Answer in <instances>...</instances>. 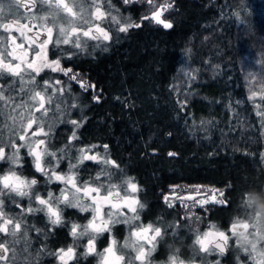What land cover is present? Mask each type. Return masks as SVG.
<instances>
[{
  "label": "trees",
  "instance_id": "trees-1",
  "mask_svg": "<svg viewBox=\"0 0 264 264\" xmlns=\"http://www.w3.org/2000/svg\"><path fill=\"white\" fill-rule=\"evenodd\" d=\"M123 12L138 21L144 6ZM165 17L171 29L142 20L87 61L93 87L76 94L75 147L106 152L141 198L200 183L224 190L228 203L210 213L264 206V100L249 99L250 66L264 62V3L172 0Z\"/></svg>",
  "mask_w": 264,
  "mask_h": 264
},
{
  "label": "snow or ice",
  "instance_id": "snow-or-ice-1",
  "mask_svg": "<svg viewBox=\"0 0 264 264\" xmlns=\"http://www.w3.org/2000/svg\"><path fill=\"white\" fill-rule=\"evenodd\" d=\"M128 2L130 0H125V3ZM154 2L155 0H148L150 5ZM249 2L253 11H255V0H249ZM262 3H264V0H262ZM164 7L157 8L152 12L151 17L145 16L144 19H152L157 24H161L163 28L171 29L173 25L161 19ZM166 7H171V4L166 5ZM18 8L19 0H7V15H5V6L0 4V33L8 34L6 38L0 34V79H3L5 74L18 78V83L15 79L6 84L0 83V101H3V105L0 106V115H4L5 107L10 108L12 113L19 116L21 124L27 120V127L22 129L23 134L19 135L18 141L13 142L10 140L8 145L0 146V161L10 165L8 171L0 175V221H2L0 222V233L16 236L21 231L22 226L25 225L23 215L9 217L5 214V198L15 203L16 207L21 209V213L25 211L28 214L43 213L52 226L49 231L57 226H67V222L63 217L65 208H76L81 213L91 211L92 217L87 224L72 223L70 228V235L76 239L83 236L89 237L85 255H90L96 252L95 241L97 237L105 232L110 233L112 225L118 223L131 224L132 221L140 219L137 208L139 201L127 193L121 197L119 190L113 191L117 186L110 181L105 182L102 180L104 176H111L106 168L102 169L95 178L81 183L77 164L72 163L71 159L64 155L57 156L56 153L49 152L46 147H42L46 144L45 139H39L33 146L32 142L27 139V134L35 124L37 125V131L32 132V136L47 135L44 132L41 120L42 116L48 112L46 105L53 103L52 96L48 95V89L52 90L53 95L59 93L61 97L65 92L62 80L56 79L53 82L51 77L48 79L41 77V73L45 69H50L52 73L63 72L70 80H78V77L72 74L71 67H61L63 57L49 59L51 51L49 46H59L61 44L70 46L63 51L67 52L68 58L71 59L75 55L71 51V47L82 50L86 46V41L81 40V35L90 39H96V37L91 33V29L81 33V29L77 24V21L82 19L78 16L77 11V9H80V0H70V2H66V0H31L30 9L27 4L24 5L25 11L29 13L28 15H21ZM93 15L99 20L104 14L97 6ZM9 16L13 17L10 21L8 20ZM23 20H28V23H22ZM32 20L37 22L36 27L40 31H37L31 37H27L25 33L33 30ZM58 22L62 23L57 30L56 25ZM49 24L52 26H48ZM135 26L139 27L140 25ZM54 30L56 31L55 36ZM126 30L125 27L120 28V32ZM14 31H19L22 36H25V39L28 40L27 48L24 44L16 42V38L12 35ZM95 31L102 33L105 40L109 39L108 33L103 28L97 26ZM8 47H11V51L7 50ZM17 50H20L19 54H17ZM30 53L31 59H29ZM244 54L245 50L242 49L240 55L243 56ZM8 57H11V60ZM13 61L16 62L13 63ZM37 77L43 80V84L37 80ZM249 77L254 79L251 73H249ZM192 79H195V77L193 76ZM259 83L262 85L260 99L264 100V80L259 81ZM85 91H87V86H85ZM257 95V91L252 90L249 99L254 100ZM94 99L99 102V93L94 96ZM38 112L42 113V116H36ZM13 119L15 120V117ZM71 123L76 125L77 121L72 120ZM74 138L75 134L70 138V141ZM21 141L25 143L21 144ZM0 144H4L2 134H0ZM9 146L15 150L11 155L7 151ZM23 147H27L28 155L33 159L35 172L41 174L46 183L59 182L64 185L60 189L59 195L54 194L51 190L46 195L41 194L36 188L39 183L37 178L29 180L24 178L22 173L17 172L16 169L22 167V158L19 153ZM104 147L107 149L108 146L104 145ZM81 151L92 152V149ZM168 155L171 157L175 156L176 153L169 152ZM49 156L56 160L55 166H51L52 160L48 159ZM63 159H69L71 175L56 171V167H59L60 161ZM83 159L93 162L100 161L95 153L84 155ZM103 162L113 168L119 167L114 160L105 159ZM126 183L128 191L131 193L138 191L135 183L131 181ZM224 194V191L220 192L221 196H224ZM17 197H27L30 205L34 201V204L38 207L29 206L24 209L23 205L17 201ZM165 201L168 202L167 196H165ZM181 203H183V199H181ZM193 203L203 206L207 201L194 200ZM215 203L226 205L228 202L226 200H216ZM61 205L64 207L62 208ZM105 207L109 209L107 212L104 211ZM139 207L143 208V205L140 204ZM169 207H171L170 203ZM185 207H188V205H185ZM125 208L133 214L131 217H128L123 211ZM249 223L251 222L242 223L240 219H237L231 226L232 234L234 236L237 234L243 235L238 229H248ZM213 228H215V225H213ZM36 231L39 232V229ZM165 232L166 229L162 230L161 227H154L152 224L147 226L136 225L131 228L130 237L123 245L117 247V241L112 239L104 252L98 255L102 256L103 264H151L150 257L156 250L158 241L164 238ZM228 241L229 236L224 231L217 230L204 232L202 236L197 235L193 244L198 246L199 253L211 255L213 252H218L222 256L226 251ZM14 243L15 241H0V261H4L5 264H11L8 254L10 244ZM252 247L255 250V244ZM125 249H130V251H125ZM12 258H15L14 251ZM74 258H76L75 247L58 250V259L62 264H68ZM201 259L203 264H207L206 256ZM169 264H183V262H178L177 256L173 254L169 257ZM217 264H219V261H217Z\"/></svg>",
  "mask_w": 264,
  "mask_h": 264
},
{
  "label": "flooded vegetation",
  "instance_id": "flooded-vegetation-1",
  "mask_svg": "<svg viewBox=\"0 0 264 264\" xmlns=\"http://www.w3.org/2000/svg\"><path fill=\"white\" fill-rule=\"evenodd\" d=\"M66 2H70V0H66ZM0 4L5 6V15H7V0H0ZM25 4H27L30 9L31 0H19L18 11L21 15L29 14L24 9ZM97 6L100 7L101 12L104 14L99 20L93 15ZM123 8V0H80V9H77V11L78 16L82 17V19H79L77 24L81 29V33L82 31L91 29V33L95 35L96 39H90L81 35V40L86 41V46L82 50L71 47V51L75 53L71 59L68 58V53L63 51L70 46L62 44L59 46H49L51 49L49 59L63 57L61 67H71L72 74L78 77V80H70L68 76L63 74V72L52 73L50 69H45L41 73V77L44 79L51 77L53 82L56 79L62 80L65 86L64 94L68 97L64 102L53 100L52 104L46 105L49 112L54 113L53 111L63 108L64 110H67L66 115L68 117L71 116V120H75L72 117L73 111L77 107V101H75L74 96L78 92L85 90V86L93 87L92 84L89 85V82H87V61L100 53L107 52L113 46L119 44L123 33L120 32L124 14ZM11 19H13V17L9 16L8 20L10 21ZM22 23H28V20H23ZM31 23L33 25V30L25 33V36L27 37H31L34 33L40 31V29L36 27L37 22L35 20H32ZM61 23L62 22L57 23V30L59 26H61ZM48 26L52 25L49 24ZM97 26L103 28L108 33V40L103 38L102 33L95 31ZM0 34L5 38L8 35L7 33ZM12 35L16 38L17 43L24 44L25 48L28 47V40L25 39V36H22L19 31H14ZM55 35L56 31L54 30V36ZM7 50L11 51V47H8ZM19 51L20 50H17V54H19ZM53 53H55V55H53ZM31 58L32 56L30 53L29 59ZM8 59L11 60V57H8ZM15 62L16 61H13V63ZM13 79L17 80L18 83V78L5 74L4 78L0 79V83L6 84ZM37 80L43 84V80L40 77H37ZM57 87H59V85H57ZM48 94H53L51 89H48ZM70 97L73 101H70ZM2 105L3 101H0V106ZM13 117H15V120L19 118L16 113L11 112L10 108L5 107L4 115H0V134H2V139L4 141V144H0V146L8 145L10 140L13 142L18 141V137L21 135V133L19 134V131L22 130V127H20L17 122H12V120H14ZM49 120H51L52 128L45 138H43L46 141V144L43 147H46L49 152L56 153L57 156L64 155L71 158V153L75 150L74 139H71L70 141V138H72L74 134V125L68 124L66 121L56 124L53 119H48L46 121ZM34 126L36 125H33V128H36ZM31 136V133L27 135V139L30 140ZM20 143L24 144L25 142L21 141ZM7 151L8 154L11 155L15 150L9 146L7 147ZM19 154L22 158V167L16 169L18 173H22L23 177L29 180L37 178L39 181L36 186L37 191L43 195L49 190L53 192L58 191V182L48 184L41 174L35 172L33 159L28 155L27 147L21 148ZM48 159L52 160L51 166H55L54 164L56 160L51 156H49ZM67 160L69 159L61 160L59 167L61 166L63 168L64 161ZM9 167V164L0 161V175L6 173ZM59 167H56V171H58ZM93 169L92 172H96L95 164ZM80 170L83 173V177L90 178V173L92 172L90 171V166L88 164H83L82 162ZM134 183L137 185L138 189L135 193V198L139 201L137 208L140 214V219L132 221L131 224H114L111 227L110 233L105 232L99 235L96 239L97 243L95 245V248L99 253L104 252L103 250L108 246L112 239L117 241L118 247L123 245V243L130 237L132 227L136 225L147 226L148 224H152L154 227H161L162 230L166 229V232L164 238L158 241L156 250L150 257L151 264H169V257L173 254L177 256L178 262L182 261L183 264H203L201 258L205 256L207 264H217V261H219V264H264L263 240L260 239L259 244L261 243V246L255 248V250L249 246L241 249L237 245L236 236H234L231 231V226L237 219H240L241 221L247 219L250 215L247 212L249 210L258 209L259 207H246L242 213L237 215H220L215 209H213L211 213L209 212L210 208H213L214 205L220 204L209 203L202 207L196 204L190 206L189 203L185 201H183V203H181V201H175L170 203L171 207H169V203L163 198L164 193H162V196L159 199L141 198L139 196L138 184L136 182ZM16 199L23 205L24 209H27L29 206L38 207V205L34 204V201L33 204L30 205L27 197H17ZM224 200L226 199L224 198ZM140 204L143 205V208L139 207ZM185 205H188V207H185ZM61 207L63 208L64 206L61 205ZM5 214L9 217L24 216L25 225L22 226L21 231L17 234L22 233L28 236L30 240L28 242L29 246L27 245L21 248L24 250V252L21 253L22 257L20 256L19 247L12 248L10 246V249H17L19 251V255L16 254V257L13 259L14 264H17L19 261L21 262L22 259L25 260L24 262H27V260L33 261L34 264H62V262L58 260V250L61 248L66 250L68 247H75L76 251V258L69 261L68 264L101 263L100 257L95 253L85 255L88 247V236L76 239L70 235L71 224H87L88 220L92 217L91 211L81 213L79 209L76 208H65L63 217L67 222V226H57L51 231H49V229H51L52 226L43 213L28 214L26 211L21 213V209L17 208L16 204L7 198H5ZM169 225H171V227H169ZM213 225H215V228H213ZM37 229H39V232L36 231ZM217 230L224 231L225 234L229 236L225 253L222 256L218 252H213L211 255L199 253L198 246L193 244L196 236H202L203 233L207 231ZM12 240L15 241V237L12 235L0 233V241ZM25 248H27V250H25ZM175 248H179L180 251L176 253L174 251ZM28 249L31 252L30 255L28 254ZM125 251H130V249H125Z\"/></svg>",
  "mask_w": 264,
  "mask_h": 264
},
{
  "label": "rangeland",
  "instance_id": "rangeland-1",
  "mask_svg": "<svg viewBox=\"0 0 264 264\" xmlns=\"http://www.w3.org/2000/svg\"><path fill=\"white\" fill-rule=\"evenodd\" d=\"M134 3H141L144 6V12L139 17L138 21H134L129 15L123 14L122 27H125L126 29H129L130 27L138 25L140 21L146 20V19H144L145 16L151 17L152 12L154 10H156L157 8H161L162 6H165V7L162 9L161 19L170 23V21L165 17V14L171 9L172 0H155L154 4H152V5H150L148 3V0H130V2H128V3H125V0H123L124 6H128V5H131V4H134ZM168 4H171V7H166V5H168ZM146 21L151 22L153 24H157L152 19H147ZM157 25H161V24H157ZM255 63L256 64H252L250 66V68H253V70H254V72L252 74V77H254V79L250 78L249 82L251 83V80H255L256 79V81L252 84L253 85V89L252 90L257 91L258 95L252 101H254V103H256V104H259L261 101H263L262 99H260V88H261L262 85H261V83H259V81H262V78H260V77L264 76V71L260 73L261 69H264V62H261L259 60V62H255ZM188 74H189V70H188L187 67H185V63H184V66L181 67V70L179 72L180 80L184 79ZM258 74H259V76L257 77ZM252 90H250L249 96L251 95V91ZM49 96H52L53 100L59 101V102H64L68 98L67 95H65V94H63V96L61 97L59 93H57L55 95L52 94V95H49ZM57 97H59V99H57ZM74 98H75V101H76V95L74 96ZM70 101H73L71 97H70ZM53 112L54 113L48 111L47 114L43 115V116H42V113H39V112L36 113V116H38V117L42 116L41 122H44L42 124H43V128H44V132L45 133H49L51 128H52L51 127L52 124L50 122L51 120L46 121L48 119H53L54 123H56V124L57 123L60 124V123L65 122V121L68 124H72L71 123L72 120L70 119L71 116L68 117L66 115L67 110H64L63 108H59L58 110H55ZM12 122H17V124L20 127H22V129L27 127V120H25L23 124L20 123V118H17L16 120H12ZM34 127H36V128H32L31 130H29L27 135H29L30 133L32 134V132H34V131H37V125L34 126ZM20 133L23 134V131L20 130L19 134ZM43 138H45V135H43V134H41L39 136H31L30 141L32 142V145L35 146V142L38 141L39 139H43ZM89 148L92 149V152H82L81 151V150L89 149ZM93 153L98 155V157L100 158V161L99 162L91 161L96 166V172L90 173V178L88 179V177H83V173L80 170V168L82 166L81 161L82 162L86 161V160L83 159L84 155H90V154H93ZM70 157H71L70 158L71 162L78 165V176H79V179H80L81 183H83L84 181H90L91 179L95 178L97 176V174H99L101 172L102 169L106 168L111 173V176H104V177H102V180L105 181V182H109L110 181L112 184H115L117 187H116V189H113V191L119 190L121 197H123L126 193L129 196H134L135 197V195H136L135 193H131L130 191L127 190V183H126L127 181H131L132 183H134V182L129 177L125 176L121 172V170L119 168H113L111 165H106L103 162L105 159H110V158L108 157L107 153L104 152L102 149L97 148L96 146H93V145L87 146V147H81V148L75 147V150H74V152L71 153ZM68 161L69 160L64 161L63 168L60 166L59 169H58V172H61V173H64V174H68V175L72 174L71 171H70V163ZM60 163H61V161H60ZM54 165H56V162H55ZM84 179H86V180H84ZM197 186H199V187H197ZM63 187H64V185L59 183L58 191L54 192V194L59 195L60 189L63 188ZM221 191H224L223 188H219V187L208 185V184L178 183V184H173V185L168 186L166 191L163 194V198L165 200V196L168 197V202L167 203H173L175 201H181V199H183V201L189 203L190 206L192 204H194L193 203L194 200L207 201V203H205L203 205V206H205L206 204H209V203L210 204H217V203H215L216 200H224V196L220 195ZM47 192L44 193V195H46ZM213 197H214V199H213ZM196 205L201 206L199 204H196ZM108 210L109 209L107 207L104 208L105 212H107ZM123 211L126 213V215L128 217H131L133 215L131 212H128V210L126 208L123 209ZM247 213L250 214L249 217L247 219L241 221V222L242 223L251 222V223H249V228L248 229H238V231L242 232L243 235L237 234L236 236L242 237L243 240L246 241V242L248 241V239L251 240V244H249L247 246H249V247H251L253 249V247H252L253 244H255V248L261 246V243L259 244L260 239L263 240V245H264V217H261L260 212L258 211V209L249 210ZM91 214H92V212H91ZM249 232L252 233L251 236L248 235ZM13 237H15V243L14 244H10V246L12 248L19 247L20 248V250H19L20 251V256H21V253L24 252V250L21 249V248L24 247V246H27L28 242L30 240H29L28 236H26V235H24L22 233L16 234V236H13ZM12 241H14V240H12ZM96 243H97V240L95 241V245H96ZM108 246H109V244H108ZM117 247H118V245H117ZM25 250H27V248H25ZM13 251L15 252V255L16 254L19 255V251L17 249H10L8 255H10V257H11V258L9 257V259L11 261V264H14V261H13V258H12ZM28 254L29 255L31 254L29 249H28ZM95 254L98 255L99 252L96 250ZM98 256L101 259V261H100L101 263L100 264H103L102 256H100V255H98ZM263 259H264V257H263ZM24 261L25 260L22 259L21 262L20 261L19 262L16 261V262H17V264H34L33 261H29V260H27V262H24ZM0 264H5V262L4 261H0Z\"/></svg>",
  "mask_w": 264,
  "mask_h": 264
},
{
  "label": "clouds",
  "instance_id": "clouds-1",
  "mask_svg": "<svg viewBox=\"0 0 264 264\" xmlns=\"http://www.w3.org/2000/svg\"><path fill=\"white\" fill-rule=\"evenodd\" d=\"M258 211L260 212L261 217H264V206H260V207L258 208ZM248 235L251 236L252 233L249 232ZM236 238H237V245H238L241 249H244V248H246L247 245L251 244V240H249V239H248L247 242H245V241L243 240V238L240 237V236H236ZM174 251H175L176 253H178L180 250H179V248H175Z\"/></svg>",
  "mask_w": 264,
  "mask_h": 264
},
{
  "label": "bare ground",
  "instance_id": "bare-ground-1",
  "mask_svg": "<svg viewBox=\"0 0 264 264\" xmlns=\"http://www.w3.org/2000/svg\"><path fill=\"white\" fill-rule=\"evenodd\" d=\"M198 184H200V183H198Z\"/></svg>",
  "mask_w": 264,
  "mask_h": 264
}]
</instances>
